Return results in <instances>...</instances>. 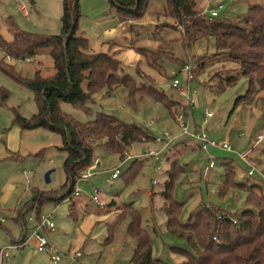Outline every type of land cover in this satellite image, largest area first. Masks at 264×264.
<instances>
[{
    "label": "rangeland",
    "instance_id": "1",
    "mask_svg": "<svg viewBox=\"0 0 264 264\" xmlns=\"http://www.w3.org/2000/svg\"><path fill=\"white\" fill-rule=\"evenodd\" d=\"M256 2L264 6V0H201L197 8L203 14L205 6L210 8L220 3L217 16H232L242 13L247 4ZM61 3L62 0H0V29L7 32L4 21L9 18L19 30L56 35L60 28ZM78 9L76 35L86 38L87 52L112 54L118 61V76L128 75L136 84L157 87L179 106H171L169 112L148 95L140 99L135 95V101L127 103V91L122 86L112 88L108 94H105L106 89L92 94L91 102L87 103L89 112L68 103H59L60 110L74 120L90 121L96 112H103L124 122L144 126L153 137L161 138L166 133L165 141L169 138L170 141L163 149L162 144L153 139L134 143L124 150L126 153L121 158V151L108 153L96 148L95 155L101 162L95 165L90 178L76 183L78 195L40 206V213L51 214L52 218L53 228L46 231L48 243L60 257L57 264H127L135 243L126 232L128 217H120V214L128 204L138 212L141 226L151 238V256L167 264H180L183 258L171 248L190 249V245L186 239L165 228L163 207L171 199L181 204L178 220L186 223L197 205L204 204L217 214L228 212L234 215L247 207L246 190L264 195V91L254 92L248 102L233 107L235 98L247 87V79L240 74L238 64L214 55L211 38L193 42L183 51L180 42L182 27L164 15L162 0H150L140 19L122 22H118L108 0H78ZM109 28L114 31L107 33ZM163 41L168 42V46L163 45ZM137 48L163 49L171 58L194 65V69L200 62L197 58H200L205 67L199 72L194 70L193 79L187 81L186 74L180 70L182 65L163 58L157 61V68H152L135 52ZM188 58L192 59L191 62L186 61ZM9 63L16 72L28 78L35 71H39L42 77L54 72L47 49L28 60ZM226 76L235 77L234 83L217 91L216 83ZM173 78L178 80L176 87L171 86ZM0 87L9 94L0 105V217L3 218L0 248L10 247L8 264H53L48 254L35 251V241L28 239V235L21 245H11V241L21 236L22 226L14 219L19 210H24L33 190L61 193L65 152L59 149L58 134L41 128L17 129L15 132L11 124L12 111L23 117L31 116L36 110L33 96L31 91L1 72ZM186 91L195 101L189 109L188 133L192 131L190 124L193 123L208 138L227 142L232 151L219 148L202 151L194 139L180 133L174 117L180 110H186ZM205 110L212 116L206 118ZM256 135L261 136L258 143L255 142ZM147 150L158 151L159 160H136V171L127 178L125 172L131 161ZM247 150L246 159L254 169L251 176L246 175L248 165L238 156ZM172 160H177L176 170L181 172L177 173L171 187V199L166 201L160 193ZM208 161H212L214 167L202 176L200 171ZM223 164L233 170L232 180L241 182L244 187H229L220 192L224 180ZM155 165L159 166L158 170ZM116 166L119 175L111 180L110 169ZM46 173L47 182L44 179ZM94 195L96 201L92 200ZM34 213L35 208L24 211L26 229L31 225L27 219ZM114 222L117 223L111 238L106 241L108 226ZM76 252L79 256L74 257Z\"/></svg>",
    "mask_w": 264,
    "mask_h": 264
},
{
    "label": "trees",
    "instance_id": "2",
    "mask_svg": "<svg viewBox=\"0 0 264 264\" xmlns=\"http://www.w3.org/2000/svg\"><path fill=\"white\" fill-rule=\"evenodd\" d=\"M149 1L108 0L116 12L118 22L140 19ZM162 1L164 15L182 27L180 42L183 51L193 42L211 38L214 55L238 64L240 74L247 79V87L242 95L235 98L233 107L248 102L254 92L264 91V6L257 2L250 3L238 15L209 19L205 14L199 13L197 5L201 0ZM79 16L78 0H62L58 34L19 30L9 18L4 21V25L11 34V40H4L0 34V72L17 85L31 91L36 108L29 117H23L13 110L11 124L20 130L41 128L58 134L61 142L59 149L65 152L61 193L32 191L30 199L23 206L24 210H19L14 219L21 224L22 233L16 241H11V245L22 244L26 239L28 228L26 229L23 219L25 210L35 208L31 218L36 221L42 204L71 198L81 174L98 158L95 155L96 148L108 153L121 151V158L126 153L124 150L132 144L153 139L144 126L124 122L103 112H96L90 121L74 120L60 110V102L89 112L87 103L91 102L92 94L101 89H106L105 94H108L112 88L122 86L127 91V103H133L135 95L139 99L148 95L169 112L171 106H179L177 101L173 104V100L157 87L136 84L128 75L118 76V61L112 54L87 52L86 38L76 35ZM162 44L168 46V42L163 41ZM43 49H47L52 60L54 72L50 76L42 77L39 71H35L32 77H24L13 69V64L5 60L6 57L14 60L30 59ZM135 52L144 57L147 65L152 68H157V61L163 58L182 66L185 63L184 60L171 58L160 48L152 51L137 48ZM199 59L197 58L200 61L197 67L190 71L192 79L196 72L205 67ZM191 60L186 59L187 62ZM234 81L233 76L219 79L216 83L217 91H222ZM8 95V91L0 87V105ZM137 161L132 160L126 169L127 178L134 175ZM176 165L177 160H172L166 170L167 178L160 193L166 201L171 199V187L177 173L181 172L176 170ZM223 165L224 180L219 187L220 192H225L229 187H244L241 182L232 180L233 170L228 169L226 164ZM246 193L247 207L234 215L228 212L217 214L214 209L201 204L188 216L186 223H180V203L171 199L163 207L167 231L186 239L190 245V249L171 248L172 252L183 258L180 264H264V195L258 196L251 190H246ZM123 215L128 217L126 232L135 243L127 264H167L151 256L152 241L141 226L138 212L127 204L120 217ZM116 223L108 226L106 241L111 238Z\"/></svg>",
    "mask_w": 264,
    "mask_h": 264
},
{
    "label": "built area",
    "instance_id": "3",
    "mask_svg": "<svg viewBox=\"0 0 264 264\" xmlns=\"http://www.w3.org/2000/svg\"><path fill=\"white\" fill-rule=\"evenodd\" d=\"M220 7V3L216 4L215 7H207L205 6V8L203 9V14L206 15V17L213 18V17H217V8ZM6 61L8 62H15L18 60H14V59H10L9 57L5 58ZM28 60V59H25ZM194 67V65H191L189 63L184 64L180 70H182L185 74H186V79L187 81H190L192 79V75L190 73L191 69ZM173 75H175L173 73ZM178 85V80L176 78H173L171 81V86L172 87H176ZM185 107L187 110H185L184 112H182V110H180L179 112H177L175 114L174 117V121L176 122L177 126L180 129V133L182 135H188L190 138L194 139L196 142L197 147L202 150L205 151L208 148H219L221 150L224 151H232L231 147L229 146V144L227 142L224 141H214L213 139H210L206 136L205 132L202 129H197L195 127V125L192 123L190 124V128L192 129L191 132L188 133V114H189V109L194 105L195 101L193 96L186 91L185 93ZM204 116L206 118H209L212 116V114L208 111H204ZM168 135L166 133L163 134V137L158 138V137H153V141H155L156 143H161V149L165 148L167 143L170 141V138L168 139V141H165V138ZM261 139L260 135H256V140L255 142L258 143V141ZM254 142V143H255ZM160 151V150H159ZM249 150H247L246 152L239 154V158L242 159L246 165H248V169L246 171V175L247 176H251L254 172V169L252 168V166H250L248 164V161L246 159V154L248 153ZM127 156V155H126ZM136 160H142V159H150L152 162H157L159 160V152L158 151H153V150H147L144 151L140 156H138L137 158H135ZM98 163V159H94L92 165H90L87 170L85 172H83L79 178V180H83L86 179L88 176L91 175V173L89 172V170H91L96 164ZM214 167V164L212 161H208L206 165L203 166V168L201 169L200 173L202 176H206L207 173L209 172L210 169H212ZM155 169L158 170L159 166L155 165ZM119 175V170L117 167L112 168V172L110 173V178L114 179L116 177H118ZM152 183H154V181H152ZM78 191L75 188L73 191V195H77ZM92 200L96 201V196H92ZM3 220V218L0 217V222ZM28 221L31 222L30 227L28 228L27 231V235H28V239H33L35 241V251L36 252H44L46 254H48L50 261L53 264H57L58 261H60V257L59 255L56 253V251L54 249H52L48 243L47 237H46V231L50 230L53 228V223H52V218H51V214H41L38 216V219L32 220L31 217H28ZM232 222L234 223V219H232ZM26 240V239H25ZM25 242V241H24ZM23 242V243H24ZM22 243V244H23ZM16 245H21V244H16ZM10 247L6 246V247H2L0 248V264H8L9 262V253H8V249ZM79 256V253H75L74 257ZM72 259V257H70Z\"/></svg>",
    "mask_w": 264,
    "mask_h": 264
},
{
    "label": "crops",
    "instance_id": "4",
    "mask_svg": "<svg viewBox=\"0 0 264 264\" xmlns=\"http://www.w3.org/2000/svg\"><path fill=\"white\" fill-rule=\"evenodd\" d=\"M247 6V5H246ZM114 30L112 29V28H109V29H107L106 30V32L107 33H112ZM0 34H1V36L3 37V39L4 40H6V41H10L11 40V34L7 31V32H4L3 30H1L0 29ZM12 126H14L15 128H14V131L16 132L17 131V129H18V131H21L16 125H12ZM98 159V158H97ZM100 159H98V163L97 164H100ZM96 164V165H97ZM95 167V166H94ZM94 167L91 169V170H89V172L91 173V171H93L94 170ZM117 167V166H116ZM114 168V167H113ZM118 168V167H117ZM112 172V168L110 169V173ZM95 174V173H94ZM93 175V174H92ZM92 175H90V176H88L86 179H88V178H90ZM117 178V177H116ZM116 178H114V179H116ZM111 179V178H110ZM114 179H111V180H114ZM77 195H78V193H77ZM93 203V202H92Z\"/></svg>",
    "mask_w": 264,
    "mask_h": 264
},
{
    "label": "water",
    "instance_id": "5",
    "mask_svg": "<svg viewBox=\"0 0 264 264\" xmlns=\"http://www.w3.org/2000/svg\"><path fill=\"white\" fill-rule=\"evenodd\" d=\"M161 87L163 88V86H161ZM44 179H45L46 182L48 181V173H46V174L44 175Z\"/></svg>",
    "mask_w": 264,
    "mask_h": 264
}]
</instances>
